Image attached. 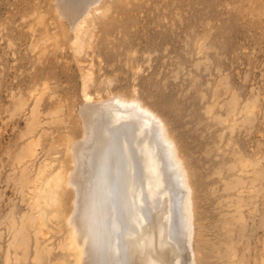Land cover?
Masks as SVG:
<instances>
[{
    "label": "rangeland",
    "instance_id": "rangeland-1",
    "mask_svg": "<svg viewBox=\"0 0 264 264\" xmlns=\"http://www.w3.org/2000/svg\"><path fill=\"white\" fill-rule=\"evenodd\" d=\"M75 55L52 0H0V264H72L69 165L81 79L156 111L190 174L201 264H264V0H106ZM51 200V199H50ZM43 214V220L39 215Z\"/></svg>",
    "mask_w": 264,
    "mask_h": 264
},
{
    "label": "bare ground",
    "instance_id": "bare-ground-1",
    "mask_svg": "<svg viewBox=\"0 0 264 264\" xmlns=\"http://www.w3.org/2000/svg\"><path fill=\"white\" fill-rule=\"evenodd\" d=\"M106 0H52L56 21L75 55L93 46ZM82 74L81 134L68 138L69 165L36 177L34 202L71 191L63 213L72 264H201L205 249L195 217L189 171L163 118L136 94L91 91ZM51 199V200H50ZM43 220V214L39 215Z\"/></svg>",
    "mask_w": 264,
    "mask_h": 264
}]
</instances>
